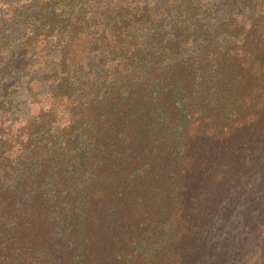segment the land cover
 I'll return each instance as SVG.
<instances>
[{
	"label": "trees",
	"instance_id": "trees-1",
	"mask_svg": "<svg viewBox=\"0 0 264 264\" xmlns=\"http://www.w3.org/2000/svg\"><path fill=\"white\" fill-rule=\"evenodd\" d=\"M0 264H264V0H0Z\"/></svg>",
	"mask_w": 264,
	"mask_h": 264
}]
</instances>
